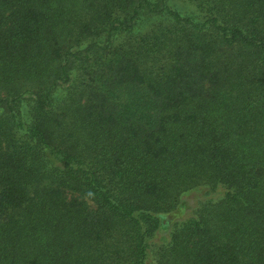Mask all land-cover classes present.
<instances>
[{"label": "trees", "instance_id": "obj_1", "mask_svg": "<svg viewBox=\"0 0 264 264\" xmlns=\"http://www.w3.org/2000/svg\"><path fill=\"white\" fill-rule=\"evenodd\" d=\"M0 264H264V0H0Z\"/></svg>", "mask_w": 264, "mask_h": 264}, {"label": "rangeland", "instance_id": "obj_2", "mask_svg": "<svg viewBox=\"0 0 264 264\" xmlns=\"http://www.w3.org/2000/svg\"><path fill=\"white\" fill-rule=\"evenodd\" d=\"M181 6H182L181 7L182 9H185L186 11L189 10V11L193 12V10L191 9L192 8L191 6H186V5H183V4ZM153 20L155 21L156 18L153 19ZM180 199H182V201H184V202H186L187 204L190 205V204L194 203V201L196 200V197L191 195V194H189V195H181Z\"/></svg>", "mask_w": 264, "mask_h": 264}]
</instances>
